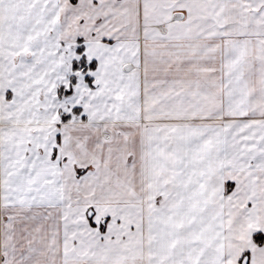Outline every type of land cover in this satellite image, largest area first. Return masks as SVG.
<instances>
[{"label":"snow or ice","instance_id":"obj_1","mask_svg":"<svg viewBox=\"0 0 264 264\" xmlns=\"http://www.w3.org/2000/svg\"><path fill=\"white\" fill-rule=\"evenodd\" d=\"M0 264H264V0H0Z\"/></svg>","mask_w":264,"mask_h":264}]
</instances>
